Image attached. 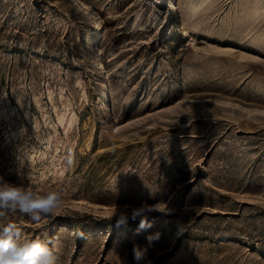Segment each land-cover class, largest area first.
I'll list each match as a JSON object with an SVG mask.
<instances>
[{
  "label": "rangeland",
  "instance_id": "1",
  "mask_svg": "<svg viewBox=\"0 0 264 264\" xmlns=\"http://www.w3.org/2000/svg\"><path fill=\"white\" fill-rule=\"evenodd\" d=\"M81 1L0 0V176L67 192L0 227L60 264H264V0ZM144 202L171 211L109 220Z\"/></svg>",
  "mask_w": 264,
  "mask_h": 264
},
{
  "label": "clouds",
  "instance_id": "2",
  "mask_svg": "<svg viewBox=\"0 0 264 264\" xmlns=\"http://www.w3.org/2000/svg\"><path fill=\"white\" fill-rule=\"evenodd\" d=\"M64 161L69 168L74 165L75 157L71 150L65 155ZM66 196L67 192L63 188L38 190L32 186L9 182L0 176V217L9 212H19L33 223L39 224L45 217L57 213ZM170 211L166 202L163 206L160 202L156 204L144 202L140 206L116 204V209L109 220L115 219V226L121 228L127 227L129 220L139 219L138 231H146L153 226L149 221L152 213L168 214ZM184 232V225H178L177 235ZM159 238V232L146 237L149 246ZM147 251V247H133L137 264L146 259ZM0 264H60V258L47 243L40 239L26 238L17 223L8 222L0 227Z\"/></svg>",
  "mask_w": 264,
  "mask_h": 264
},
{
  "label": "bare ground",
  "instance_id": "3",
  "mask_svg": "<svg viewBox=\"0 0 264 264\" xmlns=\"http://www.w3.org/2000/svg\"><path fill=\"white\" fill-rule=\"evenodd\" d=\"M259 2H261V0H257V3H259ZM76 3H79L80 4V6L79 7H81V8H83V10L85 11H87V7H86V4L84 3V2H82L81 0H76ZM88 13V12H87ZM252 14V13H251ZM260 16V15H259ZM263 17H264V15H262ZM98 27H100L99 25H97V28ZM96 28V29H97ZM99 29H101V28H99Z\"/></svg>",
  "mask_w": 264,
  "mask_h": 264
}]
</instances>
